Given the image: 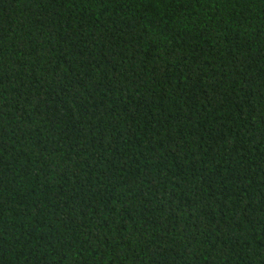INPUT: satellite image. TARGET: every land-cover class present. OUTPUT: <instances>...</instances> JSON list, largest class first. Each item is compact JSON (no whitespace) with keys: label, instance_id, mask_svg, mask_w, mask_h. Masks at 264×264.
Returning <instances> with one entry per match:
<instances>
[{"label":"trees","instance_id":"trees-1","mask_svg":"<svg viewBox=\"0 0 264 264\" xmlns=\"http://www.w3.org/2000/svg\"><path fill=\"white\" fill-rule=\"evenodd\" d=\"M0 264H264V0H0Z\"/></svg>","mask_w":264,"mask_h":264}]
</instances>
